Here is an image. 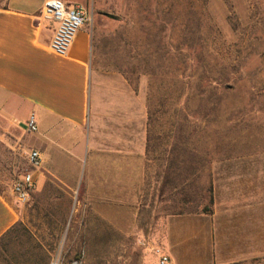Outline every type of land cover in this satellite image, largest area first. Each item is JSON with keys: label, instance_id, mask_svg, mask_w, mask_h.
I'll return each instance as SVG.
<instances>
[{"label": "rangeland", "instance_id": "1", "mask_svg": "<svg viewBox=\"0 0 264 264\" xmlns=\"http://www.w3.org/2000/svg\"><path fill=\"white\" fill-rule=\"evenodd\" d=\"M97 1L93 10V0L84 4L93 61L121 72L139 90L148 148L169 152L165 209L207 211L217 172L223 177L229 160L264 159V0ZM13 135L26 142L31 137ZM29 150L0 140V188L25 172L35 180L22 204L26 219L0 240V264H156L148 249L159 231L151 214L144 212L148 222L140 235L125 214L126 236L117 237L113 213L104 214V222L83 206L80 193L67 196L41 162H28ZM203 247L179 252L174 264H199ZM213 264H264V254Z\"/></svg>", "mask_w": 264, "mask_h": 264}, {"label": "crops", "instance_id": "2", "mask_svg": "<svg viewBox=\"0 0 264 264\" xmlns=\"http://www.w3.org/2000/svg\"><path fill=\"white\" fill-rule=\"evenodd\" d=\"M43 1H0V140L14 150L27 145L39 151L43 168L67 188L62 190L67 196L80 193L83 206H90L88 211L104 222L107 213L114 214L117 237L126 236L125 214L130 213L137 235L148 222L144 212L146 218L151 214V224L159 229L156 244L173 264L179 252L197 245L205 252L199 264L264 254V159L229 160L224 176L217 172L208 212L169 213L164 190L169 152L148 148L139 90L132 89L121 72L105 71L93 61L86 7V20L67 52H53L48 43L55 23L41 19ZM64 1L83 7L87 2ZM100 3L93 0L92 10ZM30 115L37 129L26 142L13 134L27 132ZM183 161L177 159L178 164ZM142 196L147 197L145 202ZM81 203L78 200L76 206ZM25 219L12 183L1 187L0 240Z\"/></svg>", "mask_w": 264, "mask_h": 264}, {"label": "built area", "instance_id": "3", "mask_svg": "<svg viewBox=\"0 0 264 264\" xmlns=\"http://www.w3.org/2000/svg\"><path fill=\"white\" fill-rule=\"evenodd\" d=\"M40 17L44 21L55 23L53 34L49 40V48L59 55H64L75 34L86 20L85 8L74 5L64 0H44L40 9ZM26 129L34 133L37 129L33 115L26 120ZM26 158L33 166H39L40 153L37 150H29ZM35 188V180L30 172H25L12 182V192L17 202L24 204ZM148 249L156 256V264H173L170 256L159 244L149 243ZM69 264H82L80 260L73 259Z\"/></svg>", "mask_w": 264, "mask_h": 264}, {"label": "trees", "instance_id": "4", "mask_svg": "<svg viewBox=\"0 0 264 264\" xmlns=\"http://www.w3.org/2000/svg\"><path fill=\"white\" fill-rule=\"evenodd\" d=\"M0 1H1V0H0ZM2 1H4V0H2ZM4 6H5V5H4ZM209 202H212V197H210ZM205 211H206V210H205ZM207 212H208V210H207ZM17 224H20V223H17ZM17 224H16V225H17ZM16 225H15V226H16ZM15 226H14V227H15ZM14 227H13V228H14ZM13 228H11V229H10L9 231H7L6 233L10 232Z\"/></svg>", "mask_w": 264, "mask_h": 264}]
</instances>
